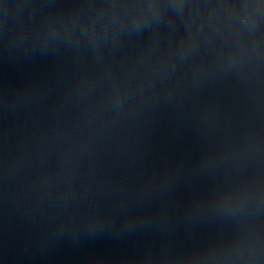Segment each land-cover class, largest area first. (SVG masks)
<instances>
[{
  "label": "water",
  "instance_id": "obj_1",
  "mask_svg": "<svg viewBox=\"0 0 264 264\" xmlns=\"http://www.w3.org/2000/svg\"><path fill=\"white\" fill-rule=\"evenodd\" d=\"M0 264H264V0H0Z\"/></svg>",
  "mask_w": 264,
  "mask_h": 264
}]
</instances>
